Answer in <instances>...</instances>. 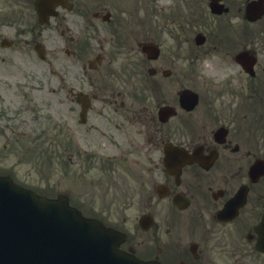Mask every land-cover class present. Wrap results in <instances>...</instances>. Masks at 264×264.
<instances>
[{
  "label": "flooded vegetation",
  "instance_id": "obj_1",
  "mask_svg": "<svg viewBox=\"0 0 264 264\" xmlns=\"http://www.w3.org/2000/svg\"><path fill=\"white\" fill-rule=\"evenodd\" d=\"M54 8V135L58 147L67 142L74 198L83 199L80 182L135 189L141 257L264 264L255 231L264 215V0ZM14 45L0 34L4 57ZM239 191L244 201L223 214Z\"/></svg>",
  "mask_w": 264,
  "mask_h": 264
},
{
  "label": "water",
  "instance_id": "obj_2",
  "mask_svg": "<svg viewBox=\"0 0 264 264\" xmlns=\"http://www.w3.org/2000/svg\"><path fill=\"white\" fill-rule=\"evenodd\" d=\"M13 187L19 189L16 186ZM8 192V187L0 186V196L5 195L8 199L16 201L15 196ZM33 195L41 205L32 208L27 205L26 210L31 214L29 216L14 215L10 209L0 203V264H56L55 260H52V255L59 250L60 246L67 245L70 237L67 235L59 237V231L53 222L74 234L76 238L83 240L87 245H89L88 240L95 242L96 235L89 236L87 240L85 231L81 229L84 224L81 221L83 219L73 209L69 211L70 209L61 202L59 205L62 213H67L62 214L57 211L54 200ZM68 212L70 213L68 214ZM46 217L53 222H44L43 218ZM67 224L69 226L65 228ZM89 229L97 235L102 233L96 222H91ZM53 231L55 233L58 231V233L54 234ZM99 236L103 237L102 234ZM112 236L111 246L116 250L115 236L114 234ZM76 255L79 254L70 250L67 260L72 262H75V259L79 260ZM114 261L120 263L115 258ZM79 262L77 261L76 264H80Z\"/></svg>",
  "mask_w": 264,
  "mask_h": 264
},
{
  "label": "rangeland",
  "instance_id": "obj_3",
  "mask_svg": "<svg viewBox=\"0 0 264 264\" xmlns=\"http://www.w3.org/2000/svg\"><path fill=\"white\" fill-rule=\"evenodd\" d=\"M31 67L29 66L28 69ZM46 92V89L45 91ZM43 92V95L45 96L46 94ZM49 95H52L49 93ZM48 100L44 99L45 102V107L44 108V115L42 118L41 122V127L42 129L44 128V131L46 132V135L51 134V125H52V118H50L51 113H53V104L51 103L48 105ZM50 101V99H49ZM50 118V119H49ZM2 139V138H0ZM48 140V139H47ZM50 141V139H49ZM47 142H44L43 144L45 145ZM7 152L4 153L5 155V164L8 165V168L14 167L16 170V174L18 176V179H24L28 178L29 182L32 183L34 187H36L37 183L39 182V190L43 193H48V194H54L55 189L52 186L53 183V178H54V167L52 165V158L51 160H47L46 165L44 166L43 170L38 171L34 169L33 165L27 164L25 165V162L29 163V160L25 157H22L20 154V146H15L14 144L12 145L11 149H7ZM46 160V159H45ZM23 165V167H22ZM36 185H35V184ZM37 189V188H36Z\"/></svg>",
  "mask_w": 264,
  "mask_h": 264
}]
</instances>
